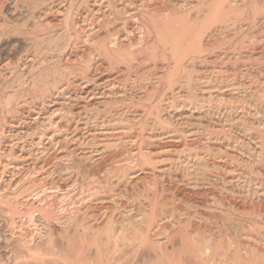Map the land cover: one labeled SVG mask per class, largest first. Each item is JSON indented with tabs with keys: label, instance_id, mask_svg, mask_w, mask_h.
I'll list each match as a JSON object with an SVG mask.
<instances>
[{
	"label": "bare ground",
	"instance_id": "6f19581e",
	"mask_svg": "<svg viewBox=\"0 0 264 264\" xmlns=\"http://www.w3.org/2000/svg\"><path fill=\"white\" fill-rule=\"evenodd\" d=\"M1 8L2 0L0 12ZM48 10H53L54 14L45 23L62 32L63 50L79 42H85L88 48L77 52L75 61L62 68V84L76 79L88 82L93 79L97 65H103L118 74L134 72L135 76L127 79L137 84L138 91L131 95L137 100L134 102L139 103L135 104L137 107L141 103L150 104L162 85L167 86L170 98L175 95L178 99L175 107L182 110L176 127L172 126L177 154L174 160L168 157L166 167L171 173L174 171L176 177L164 178L163 167L153 163L155 159L149 155L152 151L146 152L143 144L136 147L135 155L130 154L129 165L114 168L106 164L103 154L122 140L120 133L101 132L90 138L92 146H101L96 158L85 150L78 153L82 143L76 140L72 146L74 139L61 134L65 128L61 124L70 122L72 110L65 109L56 117L52 116L56 112L52 108L53 112L46 119H30L29 125L25 123L26 117L19 118V123L13 122L12 117L21 113L13 107V115L7 122L10 126L0 134L3 137L0 142V219L7 229L4 234L7 251L4 255L0 253V264H264V153L254 150L239 136L235 139L224 134V126L211 117L216 105H224L221 108L226 109L225 122L239 119L244 132L254 125L249 122L251 109L248 111L246 106L254 108L251 117H264V108L258 105L264 103V80H257L251 73L264 74V32L256 29V25L245 32L237 24L250 10L254 18L263 15L264 5L250 0H58L55 6L43 11ZM35 26L28 30L32 46L38 39ZM246 42L250 49L248 54L243 53L242 43ZM260 44L263 45L261 61L256 57ZM48 87L41 89L36 99L48 98L58 90L53 84ZM226 87L230 88L227 96L222 94ZM104 97L83 103L79 110L83 113L97 111L101 104L118 106L126 100L125 96ZM12 100L15 101V97L4 103L5 106L12 108ZM153 109L149 112V126L171 124L160 117L157 106ZM131 120L123 115L116 123L129 125ZM257 131L254 141L262 150L264 142L260 130ZM227 149L247 156V160L229 154ZM136 159L139 163L133 164ZM101 161L103 167L96 171ZM137 165L151 173L146 186L153 193L150 192L151 199L139 205L138 213L132 215L133 205H118L116 187L129 183ZM255 165L258 167L254 168ZM161 192H168L173 198L180 194L189 206L201 201L211 207L209 210H216L226 218L228 210L221 206L234 212L240 204L249 203L251 212L263 225L240 224L244 233L239 234L231 227L232 222L235 225L234 219L229 220L231 225L221 219L215 228H206V224L212 226L213 219L195 213L167 215L162 210L164 206L160 209V200L157 201ZM241 237L251 242H242Z\"/></svg>",
	"mask_w": 264,
	"mask_h": 264
},
{
	"label": "rangeland",
	"instance_id": "374dc122",
	"mask_svg": "<svg viewBox=\"0 0 264 264\" xmlns=\"http://www.w3.org/2000/svg\"><path fill=\"white\" fill-rule=\"evenodd\" d=\"M57 1L58 0H40V1L39 0H29V1L28 0H2V8H1V12H0V112H1L0 113V134L3 131L5 132L7 130V128L10 126L7 122L11 120V117L13 115V114H11V111H12L13 107L15 109H18V110L21 111V113H19V115L15 114L14 115L15 117H12L13 122L15 121V122L19 123V122H21L19 118L26 117L28 119L25 121V123L29 124V125L32 123V121L30 119H33V118L36 119V120H38V119H41V120L46 119L51 114V112H53L54 109H52V108H55V111H56L52 116H56V117L58 116L59 113H63L67 109L68 110H72L74 114H72L73 117L71 116L72 117L71 120H73V121H72V123H71V120H69L70 122H68V121L62 122L61 126H64L65 128L62 129L61 134H64V135L66 134L68 137L74 139L73 141H71L72 143L70 142L72 146L75 145L76 140H78V142L82 143L81 145L78 146L79 147L78 148V153L81 152V150H85V153H87L89 155L93 154L95 156V158H96L99 155V153H100L98 151V149L101 146H99L100 144H96V145L92 146L89 143L90 142V138L93 137V136H99L98 133L101 135V132H103L102 134H107V135H109V134L117 135V134L120 133V135H123V137L121 139L122 140L125 139V140L124 141H122V140L120 141V139H119V141L116 143V145L112 149L108 150L106 153L103 154V156L105 157L104 159L107 160L106 164L108 162V165L113 166L114 168H119L121 166L129 165L130 164L129 160L131 159V156L135 155L137 153L136 151H138L139 146H141L143 144L142 147L146 150V152H149L148 149L150 151H152V153H150L149 155L151 156V158L153 160L155 159L153 163H155L160 168L163 167L162 168L163 169V171H162L163 175L162 176L163 177L165 176L164 178H166V176L167 177L171 176V177L175 178L176 177V173L174 171H172V173H171V171H169V168L166 167V166H168L167 164L169 163V161L167 162L166 160L168 159V157H170V159L172 158V160H174L176 158V154H177V149H176V146H175V145H177V140L175 139V135H172V132L174 131L173 127L174 126L176 127V123L179 121V114L182 111L181 109L175 107V104L178 102V99L175 97V95H171V98H172L171 99L169 90L165 89L167 86L166 85H162L161 89H159L160 90L159 93L157 92V94L153 97V100L151 101V103L149 102L150 104L141 103V106L137 107L136 105L139 104V103L138 102H134V101H137V100H133L132 99L133 94L138 91V89H136V85L137 84L135 82H132L130 79H127L128 77H134L135 76L134 72H127V71L122 72L121 71L118 74V73L113 72L110 69L109 66H103V65H97V67H96L97 69L93 73V79H91L88 82L87 81H82L80 79H76V80L70 81V83H67L66 81H63V84H62V79L60 78L61 75H62V71H61L62 68L64 66H66L67 63H69V62H71V61H73L74 59L77 58L76 57L77 56V54H76L77 52H83V50H86L88 48H87V46H86L87 44L85 42H79L76 45L70 44L71 46L68 45L69 47L67 46L63 50V47H62L63 40L61 38L62 32L59 31L58 28H55L53 25L52 26L50 25V27H49L45 23L46 19L49 20L51 18V16L54 14V11L53 10L52 11L48 10L47 13H46L43 10L48 8V6H51V5L55 6ZM250 1H255L256 3H259V5H264V0H250ZM31 3H33V4H31ZM250 11H248L249 13L246 12V14H244L242 16V18L238 17L239 18V21L237 23L238 26L243 27L245 29L244 31L247 32L248 29L251 27V25L252 26L256 25L255 26L256 29H258L260 32H264V14L263 15L262 14L259 15L258 16L259 18L255 17L256 18L255 19L253 17L252 10H250ZM48 13H49V15H48ZM98 15H99V13H98ZM231 23L232 22H230V24ZM35 25H37L36 31L38 32V34H37L38 35V39H37V43L34 46H32V45H30L31 44L30 41H28V38H29L28 37V35H29L28 34V30H31L33 28V26L36 27ZM43 27H44V30L42 31ZM71 32L73 34L75 33L74 31H71ZM263 36H264V34H263ZM50 41H51V43H50ZM242 44H244L243 53L244 54H248L250 49L247 47V42L246 43H242ZM45 47H46V49H45ZM244 47H245V49H244ZM261 47L263 48L262 44H260L258 46L259 49L257 51V56H256L257 59H259V61H261L262 55H263V53L261 51L262 50ZM14 67H15V69H14ZM251 73L257 80H261V81L264 80V74H261L258 71L257 72L256 71H252ZM126 75H127V77L125 78ZM230 75H232V74H230ZM109 77L111 79H109ZM238 77H241V76H238ZM104 79H106V80H104ZM240 80H241V78H240ZM246 81L244 80L243 82H246ZM46 82H47V85H46ZM97 82H99V83H97ZM130 82H131V84H130ZM238 82L240 83L241 81H238ZM56 83H58V84L56 85ZM147 83L143 82V84H147ZM52 84L57 86L58 90H60V91H58V90L56 91L55 90L54 93L51 96H49L48 98H44L43 100L42 99H39V100L36 99V97L38 96L39 91L41 89L47 88L48 86L50 87ZM44 85H46V86H44ZM126 87H127V89H126ZM105 88H106V90H105ZM226 88L229 89V90H227L225 88L222 90V94H224L225 96H227L228 95L227 92L230 91V88H228V87H226ZM110 91H113L114 93L110 94L109 93ZM112 96H116V97H119V98H123L125 96L126 100H124V101H126V102H124V101L123 102H119L117 104L118 106H114L116 104H114L112 106L111 105H106L105 106V105L101 104V105H99V107L97 106V111L95 109L94 110L92 109V110H90L91 112L89 111L90 113L89 112L83 113L84 111L79 110L80 108H82L84 106L85 102H88V101H89L88 103L95 102V100H98L101 97H104V98L109 97L110 98ZM12 97H15V101L12 100L13 102L10 103L12 105V108L11 107H6L5 106L6 102L10 101L12 99ZM82 97H84V99H86V101ZM155 98H157V99H155ZM131 101H133V102L130 104L129 102H131ZM174 101H176V102H174ZM31 103H32V105H31ZM122 103L123 104L126 103L127 106H126V104L123 105ZM155 103H156V105H155ZM79 104L80 105L82 104V105L79 106ZM258 105H259V107L264 108L263 107L264 103L263 104L259 103ZM146 106H147V108H146ZM153 106L155 107V109H156V106H157L156 110L159 112V115H160L161 118H163V120L167 119V121H169V123H171V124L173 123L172 125L169 124L170 128H169L168 124H164L162 126L154 125V127L153 126H149V124L151 123V116H150L149 112L154 111V109H153L154 107ZM158 106H160V107H158ZM162 107L164 109H166V110H164ZM215 107L217 109H215V111H213L215 114L212 115L211 117H212L214 122H216V123L218 122L219 125L221 123V126L222 125L224 126V128H223L224 134H228V136H231L232 138H235V139L238 138V136H239V138L242 139L243 141H245V143H247L248 145L252 146V148L254 150L261 151L262 153H264V149L260 150V147L257 146L255 144V141H254V139H255V135L254 134L256 132H258L257 130H260L259 134L263 133L262 135L260 134L261 141L264 142V125H262V124H264V117L263 116L255 115L254 117H251L254 114V108L250 107V106H246L248 111H249V109H251L249 111V112H251L249 122L252 123L251 125H253V124L254 125L253 126H248V127H253V129L250 128L251 129L250 131L244 132L243 128L240 126L239 119L235 120V118H234V120L231 123L225 122V120L227 118L225 116L226 109L221 108V107H224V105L223 106H217L216 105ZM101 108H102L103 111H101ZM47 109H49V111ZM144 109H145V112H144ZM98 110H100V111H98ZM106 110H107V112H106ZM160 110H162V111H160ZM108 112H109V114H108ZM103 113H104V115H103ZM126 113H128L129 115L126 114ZM135 113H138V114L135 115ZM76 114H77V116H76ZM123 115L127 116L129 118H132L131 123H129L130 126L126 125V124L125 125L124 124L119 125V124L116 123L117 120H119V118L123 117ZM115 116H117V117H115ZM256 117H257V119H256ZM134 118H136V119L133 120ZM110 122H111V124H110ZM77 123H78V125H77ZM138 123H140V124H138ZM230 124L231 125L233 124L234 127L231 126ZM143 126L145 127L146 130L144 129ZM258 126H260V127H258ZM71 127H73V128H71ZM75 128H78V130L75 129ZM140 128L143 129V130H140ZM126 129H127V131H126ZM67 130H68V133H67ZM73 130H75V131H73ZM114 130H116V132L113 133L112 131H114ZM152 132H153V134H152ZM127 133H128V135H127ZM168 133H170V134H168ZM139 134H140V138H139ZM173 134H174V132H173ZM251 134H253V135H251ZM134 135H136L137 137L136 136L134 137ZM156 135L158 137H156ZM147 136H152V138L147 137ZM252 137H254V138H252ZM2 138L3 137L0 135V142L2 141ZM138 139H142V140L141 141L140 140L137 141ZM124 142H126V143H124ZM147 143H149V144H147ZM120 144H122L123 146H121ZM119 145H120V147H119ZM210 145H213V144L210 143ZM125 147H126V149H125ZM136 147H138V148H136ZM170 147H171V149H170ZM172 147H174V148H172ZM127 148H128V150H127ZM155 150H157V151H155ZM126 151H128L129 153L126 152ZM169 151H170V153H169ZM173 152H174V154H172ZM227 152L228 153L231 152L229 154H233V155L236 154L238 157L242 158L243 161L247 160V156H244V155L241 156L240 153L236 152V150H234V149H227ZM130 154H132V155L130 156ZM152 154H153V156H152ZM161 157H163V160H161ZM156 159H158V160H156ZM135 161L133 162V164L139 163V162H137L138 161L137 159ZM102 162L103 161H101V164L99 163V165H98L99 168L98 167L95 168L96 171L103 167ZM163 162H164V164H163ZM118 163H120V164H118ZM140 166L141 165H137L135 167L136 173L134 174V176H132V178L130 179L129 183L127 185H125L126 187L125 186H122L123 188L121 186L120 187L119 186L116 187V194L118 196V197H116V200L119 203L118 205H120V206H129V207H132V205H133V207L131 208V210H133L131 212L132 215H136L138 213L137 209H138L139 205H141V203H144L145 201L151 199V193H153V191L151 192V188L150 187L148 188L146 186V181L149 180L150 178H152V175L148 171L143 170L142 167H140ZM138 167H139V169H138ZM257 167H258V165L254 166V168H257ZM164 172H165V175H164ZM168 173H169V175H168ZM174 174H175V176H174ZM99 179H100V177H99ZM142 184H143V189L145 190V192L142 189ZM135 185H137L138 187L136 188ZM129 186H131V187H129ZM145 187H147V188L145 189ZM139 192H140V194H139ZM75 193H77V190L75 191ZM214 193L217 194V191H214ZM146 194H148V195L146 196ZM170 195L171 194L168 193V192H164V193L161 192V194L157 198V201L160 200L159 201L160 202V209L164 206V208H162V210L167 215H169V214L178 215L180 213L181 214H193V213H195L198 216H204L206 218H211L210 220L213 219L212 220V226L206 224V226H207L206 228H208V227L209 228L210 227L215 228V226L218 224L217 222H219V221L222 222L221 219H225L224 221L226 223L228 222V225H231L230 223L232 221H235V225H234V222H232L233 225H231V227L235 228L237 232L239 231L238 233L240 234V233H244L243 231H241L240 224H245V225H246V223L247 224L249 223L251 225L252 224H255V225L256 224L257 225L258 224H260V225L262 224L260 219H258V217L255 216V214H253L251 212L252 211V206H250L249 203H247L248 205L246 204L245 206L240 204L239 207L237 208V210L234 211L236 214L233 211H230L226 206H223V207L221 206L220 208L226 209V211L228 210L227 214H229V215L226 218V216L224 217V214H220L216 210L215 211L209 210V208L211 209V207L208 206V205H204V203L201 202V201H197L198 204L196 206H189V205H186L184 203V198H180V197H182V195L176 194L178 196L177 197L178 199L175 198V197L173 198L172 195H171V197H172L171 198ZM135 196H137L138 198L137 197L135 198ZM146 197H147V199H146ZM117 198H120V199L118 200ZM168 199H170V200H168ZM166 207H167V209H165ZM224 207H226V208H224ZM239 211H240V213H239ZM228 217H230V219ZM232 219H234V220H232ZM229 220H232V221L230 222ZM1 221L2 220L0 219V253L2 255H4L6 253V251H7V249L5 247V243H4V236L7 233L6 232L7 229L5 228V223L3 221L2 222ZM233 226H235V227H233ZM237 228H238V230H237ZM251 235L254 236L255 234H251ZM241 238H243V239H240L242 242H248V241L251 242V240H247L244 237H241Z\"/></svg>",
	"mask_w": 264,
	"mask_h": 264
}]
</instances>
